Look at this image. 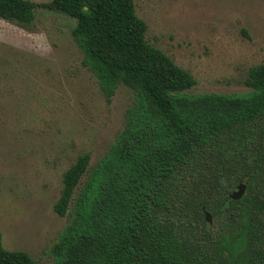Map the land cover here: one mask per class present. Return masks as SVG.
<instances>
[{
    "label": "trees",
    "instance_id": "1",
    "mask_svg": "<svg viewBox=\"0 0 264 264\" xmlns=\"http://www.w3.org/2000/svg\"><path fill=\"white\" fill-rule=\"evenodd\" d=\"M135 2L46 4L76 20L106 102L121 86L134 94L102 160L90 169L86 153L63 175L54 212L71 222L53 264H264V64L250 68L248 93L192 95L197 80L147 41ZM37 7L0 0V20L34 32ZM0 264L37 262L7 250L0 230Z\"/></svg>",
    "mask_w": 264,
    "mask_h": 264
},
{
    "label": "rangeland",
    "instance_id": "2",
    "mask_svg": "<svg viewBox=\"0 0 264 264\" xmlns=\"http://www.w3.org/2000/svg\"><path fill=\"white\" fill-rule=\"evenodd\" d=\"M30 1L38 6L34 32L0 20V230L7 250L53 264L52 247L71 222L54 212L63 175L86 153L90 169L102 160L134 94L121 86L108 104L83 66L76 20L49 9L52 0ZM135 5L147 41L197 80L190 94L250 91V68L264 64V0Z\"/></svg>",
    "mask_w": 264,
    "mask_h": 264
},
{
    "label": "water",
    "instance_id": "3",
    "mask_svg": "<svg viewBox=\"0 0 264 264\" xmlns=\"http://www.w3.org/2000/svg\"><path fill=\"white\" fill-rule=\"evenodd\" d=\"M246 191V186L245 185H240L236 191H234L232 198L234 200H240L242 199V197L244 196ZM208 222H212L211 216L210 214L206 215Z\"/></svg>",
    "mask_w": 264,
    "mask_h": 264
}]
</instances>
